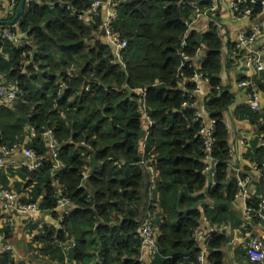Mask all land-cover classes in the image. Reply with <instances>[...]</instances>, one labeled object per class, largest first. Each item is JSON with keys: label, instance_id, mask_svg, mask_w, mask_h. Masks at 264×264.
Here are the masks:
<instances>
[{"label": "trees", "instance_id": "1", "mask_svg": "<svg viewBox=\"0 0 264 264\" xmlns=\"http://www.w3.org/2000/svg\"><path fill=\"white\" fill-rule=\"evenodd\" d=\"M254 1L247 6L254 9L256 16L264 7L262 0ZM19 2L4 20L14 17ZM89 5L87 0H27L25 12L14 27L22 34L29 30V44L16 47L0 36V68L7 72L11 80L8 83L19 84L26 98V102L18 101L11 107L0 105L4 142L10 146L22 143L27 128L34 127L38 135L29 147L47 159L36 171L19 168L3 173L2 187L26 193L28 197L23 201L39 202L42 211L55 209L54 161L41 137V132L53 129L60 142L62 162L56 178L75 208L64 218L59 232L55 226L41 228L38 223L32 224L39 230L37 241L49 247L60 261L66 252L75 263L90 264L93 251L99 248L102 263L98 264H119L120 259L121 264H140L139 230L147 211L149 179L147 173L132 164L140 160L139 133L143 125L139 97L133 89L147 87V105L154 120L148 149L158 171L156 192L160 195V212L155 218L159 227L158 253L151 264H197L193 232L202 213L227 223L233 217L236 191L235 180L228 179L230 155L223 121L234 96L222 87L224 44L219 28L212 25L205 34L193 30L183 48L187 31L184 21L191 16L188 8L179 0H129L118 6V17L112 23V31L128 40L124 67L112 61L109 45L89 44L94 33L102 31L101 19L89 24L79 19V13ZM199 46L206 52L202 72L212 89L206 109L217 119L214 156L222 162L219 185L206 193L198 124L192 110L182 106L184 96L177 77L181 51L193 56ZM4 54H9V61L4 60ZM23 55L30 60L25 74L21 72L26 60ZM70 71L72 77L67 75ZM183 71L188 77L193 75L188 64ZM157 81L160 84L152 86ZM192 87L188 84L189 89ZM244 112L254 125L264 118V111L254 113L245 108ZM255 149L262 166L264 147ZM89 157H95L101 167L86 184L92 165ZM11 176L17 177L12 184ZM207 197L213 204L204 202ZM127 204L135 208L129 210ZM0 233L6 240L13 234L1 210ZM72 240L76 242L73 249ZM228 241L224 234L210 239L212 264L225 263ZM58 243L65 245V251ZM0 264H11L10 252L0 254Z\"/></svg>", "mask_w": 264, "mask_h": 264}, {"label": "built area", "instance_id": "2", "mask_svg": "<svg viewBox=\"0 0 264 264\" xmlns=\"http://www.w3.org/2000/svg\"><path fill=\"white\" fill-rule=\"evenodd\" d=\"M32 1V0H29ZM89 2V8L79 13V19L85 24H89L94 19H101L103 10L108 7L111 8L109 16L100 24L107 33L110 35L108 40L113 46V59L116 63L124 65V51L128 48V40L123 38L119 33L112 31V23L118 17V6L129 0H87ZM254 0H235L232 4L235 18L237 20L250 19L253 16L254 9L247 5L253 4ZM179 3L185 8H188L191 12V16L185 19L184 23L187 28L185 36L182 41V47L186 46V39L190 33L196 27L197 22L207 17L211 25H216V14L220 11L219 0L207 1V8L202 9L203 4L200 0H179ZM5 5L12 11L16 7L17 0H0V6ZM261 5L264 7V0L261 1ZM13 27V28H12ZM263 35V29L257 27L251 31L240 32L236 36L233 45L237 54L245 48H250L253 43ZM0 36L3 39H8L13 42L16 47H21L25 44H29L24 34L17 32L14 25H0ZM264 53V45L261 46L259 51L250 50L246 55L244 61L248 67L255 66L257 71L264 72V62L259 58V55ZM206 58V52L204 47L199 46L195 49L193 56H189L185 51H181V63L178 67V88L183 92L184 101L182 106L189 108L193 112V119L198 124V137L201 141V147L203 151V163L204 167L202 173L206 180L205 192L209 189H213L219 185L218 174L220 172L222 162L214 156L217 148V119L213 117L206 108L204 101L200 99L201 83H209V78L203 73L202 66L204 59ZM23 59H26L21 69L23 74L27 73V65L30 60L26 55H23ZM192 59L196 60V64L192 63ZM22 63V62H21ZM188 64V67L193 70V75L188 77L184 74L183 67ZM69 77L73 76V72H69ZM193 84L191 89L188 88V84ZM160 83L157 81L152 86H157ZM239 87L245 89L248 94V106L254 113H261L262 107L260 105L259 93L254 88L252 81H239ZM220 87H217L218 90ZM89 88L87 87L86 90ZM133 91L139 97L141 118L143 125L141 131L143 136L139 140V152L140 160L136 163L142 171L148 174L149 188H148V203L147 211L142 219L140 232L141 247L139 254L140 264H151L155 255L158 253V236L159 227L155 222L156 215L152 214L153 209H157V214L160 212L159 200L160 195L156 192L158 183V171L154 165L153 157H149L148 143L152 133V127L154 126V120L150 116L149 107L147 105V87H139L133 89ZM61 93V92H60ZM18 101L26 102V98L23 95L22 90L17 82L8 83L7 81H0V105L11 107ZM256 133L261 136L259 146H264V118L259 119V123L254 125ZM38 132L34 127L29 126L27 128L26 137L22 143L15 144L13 146L4 142V137L0 131V176L8 171L10 168L19 169L25 168L29 171H36L43 168V162L47 159L44 156H38L36 150L29 145L37 137ZM41 137L45 141V145L48 148V153L52 156L54 161V167L52 170V177L54 178V185L56 186L57 203L55 209L52 211L56 217L55 227L57 232L63 230L64 218L71 215L74 210L73 203L65 196L63 188L60 186V179L58 177V171L62 167V162L59 160L60 155V142L51 128L41 132ZM245 142V141H244ZM246 143V142H245ZM84 146H89L85 142ZM16 156L21 157V162L14 160ZM92 161V157H89ZM258 173H262L264 176V169L255 165L253 167ZM88 175V173H87ZM236 191L234 198L243 200L244 203V220L240 224L241 229L248 228V221H258L264 225V197L259 196L251 189L252 175H240V169H237L236 175ZM1 188V186H0ZM28 197L26 193H19L14 189L1 188L0 197V210L3 215L8 219L13 218L15 214H21L25 216L26 223L36 224L38 223L41 228L46 225L39 220L38 214L43 212L40 208L39 202H24L23 199ZM228 223H224L222 226L213 225L209 217L203 214L200 218V223L193 232V240L196 243L198 254L197 264H212L209 260V240L216 235L224 234L228 239L229 235L226 232ZM37 229V228H35ZM38 230V229H37ZM39 231V230H38ZM57 241V240H56ZM59 244V243H58ZM64 244L60 243L59 247L65 251ZM71 248L76 247L75 240L70 243ZM242 249L251 264H264V231L260 235H248L247 239L242 243ZM11 252L12 246L7 242L4 235L0 233V254L5 252ZM70 255L65 252V260ZM57 264H65L60 262Z\"/></svg>", "mask_w": 264, "mask_h": 264}, {"label": "crops", "instance_id": "3", "mask_svg": "<svg viewBox=\"0 0 264 264\" xmlns=\"http://www.w3.org/2000/svg\"><path fill=\"white\" fill-rule=\"evenodd\" d=\"M201 1L204 2L203 5L207 4V1ZM234 1L235 0H219L220 11L215 17L217 20L216 25L219 28V36L224 44L223 72L221 74L222 87H224L226 90H229V92H231L234 96L233 105L229 110L224 112L223 116V121L228 132L227 144L230 155L229 162L227 163L228 179L235 180L236 171L237 169H240V175L242 177L245 175L253 176L251 189L259 196L264 197V176L262 173H258L253 168L255 165H257L264 169V164L262 166L259 164L260 158L255 149L260 147V140L258 137L261 138V136L256 133L254 124L251 122L249 116L244 112L245 108L250 109L248 106L249 94L245 89H242L238 85L240 80H251L254 84V88L259 93L260 105L262 110H264V72H257L255 66L248 67L244 61L250 50L259 51L261 46L264 45V9L262 13L252 16L250 19L237 20L232 8ZM2 6H4V4ZM2 6H0V21H9L4 19H6L7 15L12 11L7 7L3 9ZM111 11L112 9L108 7L103 10L101 22H103L109 16ZM211 27L212 25L209 19L204 17L197 22L194 30L200 34H205L211 30ZM257 27L263 29V35L258 38L250 48H245L241 51V53L237 54L233 42L238 33L251 31ZM100 28L102 31L99 33L95 32V38L90 41L89 44L95 46L97 42H102L103 44L109 45L113 52L114 46L108 41L110 39V35L103 27ZM259 58L264 62V53H261ZM4 60H10L9 54H4ZM191 61L193 64H196L195 59H192ZM123 66L125 67V65ZM4 80L7 82L11 81L8 79L7 72L0 68V81ZM211 94L212 89L209 83L202 82L200 99L206 102V100L210 99ZM204 110L206 111L205 107ZM14 160L21 162V157L16 156ZM8 171L4 173H7ZM16 179V176H11L9 178L10 183L12 184ZM0 186L2 188L1 181ZM204 202L213 204V201L210 200L209 197H207ZM131 208L134 209L135 206L127 204V209L130 210ZM212 208H215V205H213ZM232 211V219H230V221H228L229 219L227 220L228 228L226 229V232L229 235V241L224 250V264H251L243 252L242 243L247 239L248 235H260L264 231V225L255 220L248 221L247 229L240 228V224L244 220L243 200L235 198L232 202ZM202 214L207 215L213 225L222 226L224 223H226V221L219 222L217 220H213L212 216L208 212H204ZM37 217L48 226L53 227L56 224V217L52 211H43L38 214ZM9 222L13 228L12 238L7 240V242L12 246V251H9L11 255V264L58 263L53 252L49 250V247H46V245L37 241L36 237L39 235V231L32 227V223L25 222L24 215L15 214L13 218L9 219ZM55 254H57L56 251ZM92 255L93 261L90 262V264L102 263L99 255V248L94 250ZM125 255L126 254H124V256ZM118 263H122L121 259L118 261Z\"/></svg>", "mask_w": 264, "mask_h": 264}, {"label": "water", "instance_id": "4", "mask_svg": "<svg viewBox=\"0 0 264 264\" xmlns=\"http://www.w3.org/2000/svg\"><path fill=\"white\" fill-rule=\"evenodd\" d=\"M26 3H27V0H20L19 5L17 7V11H16L14 17L11 20H9V21H0V25H15L19 21V19L22 17L24 12H25ZM28 34H29V30L24 34V37L28 38ZM143 133H144L143 131H140V133H139V137L140 138L143 136ZM126 137H127V135H126ZM99 168H100L99 161L95 157H93L92 165H91L90 171H89L87 179H86V184H88V182L90 180V177L93 174H95V172Z\"/></svg>", "mask_w": 264, "mask_h": 264}, {"label": "bare ground", "instance_id": "5", "mask_svg": "<svg viewBox=\"0 0 264 264\" xmlns=\"http://www.w3.org/2000/svg\"><path fill=\"white\" fill-rule=\"evenodd\" d=\"M207 8V6L206 7H202V9H206ZM256 68V67H255ZM257 70V69H256ZM202 72V71H201ZM257 72H259V71H257ZM262 73V72H261ZM240 81H242V80H240ZM244 81H247V82H250L251 80H244ZM262 147H264V146H262ZM235 183H236V180H235ZM151 213L152 214H154V215H156L157 214V209H153L152 211H151ZM73 257L72 256H69L68 257V259H64L63 261H60V260H58L57 259V262L58 263H60V262H64L65 264H77V263H75V259H72Z\"/></svg>", "mask_w": 264, "mask_h": 264}, {"label": "rangeland", "instance_id": "6", "mask_svg": "<svg viewBox=\"0 0 264 264\" xmlns=\"http://www.w3.org/2000/svg\"><path fill=\"white\" fill-rule=\"evenodd\" d=\"M4 82H6V80H4ZM9 172V171H8Z\"/></svg>", "mask_w": 264, "mask_h": 264}]
</instances>
